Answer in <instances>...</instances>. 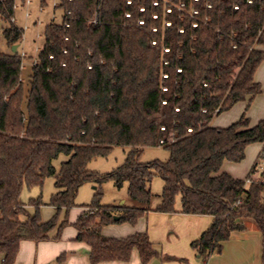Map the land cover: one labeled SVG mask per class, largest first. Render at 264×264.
<instances>
[{"label": "trees", "instance_id": "obj_1", "mask_svg": "<svg viewBox=\"0 0 264 264\" xmlns=\"http://www.w3.org/2000/svg\"><path fill=\"white\" fill-rule=\"evenodd\" d=\"M56 8L62 20L45 26L27 81L24 56L0 51L1 264H15L23 240H60L69 224L60 223L61 213L78 205L80 187L108 179L117 188L127 183L134 204H104L98 189L82 205L76 240L90 247L91 264L126 262L134 250L144 264L186 261L162 255L147 232L102 234L149 211L212 216L191 243L205 262L232 233L253 225L262 233L264 264V169L255 178V163L245 179L222 171L225 161L242 162L250 144H264V118L251 125L245 112L227 127L211 124L264 92L255 78L264 62V0H59ZM0 14L8 44L18 45L15 0H0ZM116 146L131 148L122 165L105 174L88 168ZM160 146L166 160H141L145 147ZM61 154L68 158L57 171ZM156 176L164 185L152 207ZM48 177L55 178L48 204L56 214L44 221L41 197L31 198V213L20 196Z\"/></svg>", "mask_w": 264, "mask_h": 264}, {"label": "crops", "instance_id": "obj_2", "mask_svg": "<svg viewBox=\"0 0 264 264\" xmlns=\"http://www.w3.org/2000/svg\"><path fill=\"white\" fill-rule=\"evenodd\" d=\"M255 78L264 90V62L258 68ZM246 101L239 102L235 105V111L237 110L238 112L236 114H230V118L227 122L236 120L245 104H247V116L250 118L251 125L257 124L264 118V92L255 96L251 101ZM216 126L221 127L218 125ZM262 152H264V144H250L246 149V157L242 162L235 163L225 161L222 166V171H226L234 177L244 179L246 178V173H249L255 165L256 157ZM263 168L259 169L260 174ZM247 185H249V182ZM126 200L127 199H124V204H134L131 199L129 203H126ZM177 208L179 209L180 207ZM83 211L84 208H81L80 214ZM145 216L149 217V219L150 217L154 218L151 219L147 226L144 225L143 227L138 225L131 230L126 229V235L130 236L134 232H147L150 239L158 244V247L160 244L163 253L168 256H174L175 258L186 259V261H183V264H263L262 233L253 225L247 230L232 233L231 238L223 243L222 252L214 253L208 261L205 262L196 255L191 243L209 227L213 219L212 216L191 215L180 212L168 214L155 211H149L144 217ZM77 233L78 231L75 232L74 236H76ZM115 236L117 237L118 235H114V237ZM82 249H84V252H82ZM85 250H90V247L83 242L69 243L64 240L34 242L31 240H23L20 244L15 264H59L57 258L65 252L69 253L66 264H91L88 252H85ZM158 260V264H161V259ZM175 262H178V260L167 259L165 264H177ZM99 264L144 263L141 261L139 252L134 250L129 261H109Z\"/></svg>", "mask_w": 264, "mask_h": 264}, {"label": "rangeland", "instance_id": "obj_3", "mask_svg": "<svg viewBox=\"0 0 264 264\" xmlns=\"http://www.w3.org/2000/svg\"><path fill=\"white\" fill-rule=\"evenodd\" d=\"M59 0H15V23L17 26L23 29V37L22 40L17 45V51L20 52L24 56L23 64H24V80L27 81L26 74L28 73L31 65L38 59L40 49L43 47L45 42V36H44V29L45 26L52 22H61L62 20V12L61 10L56 8V5L58 4ZM8 22H6L0 14V51L1 52H12L13 46H10L4 36V29L8 26ZM245 102V101H241ZM248 104V102L246 101ZM247 104L244 105V108L240 115L236 118V120L227 122L230 118V114H236L238 111H235L236 106L229 110L225 111L219 115H217L211 122V124L214 126L218 125L221 127H227L237 121L243 113L246 112L247 114ZM131 150L130 147H122V146H116L112 149L110 155L108 157H98L93 159L89 165L88 168L91 171L99 172L101 174L109 173L115 170L117 167L122 165L127 158V155L129 151ZM264 154V152H262ZM261 153V154H262ZM260 154V155H261ZM259 155V156H260ZM259 156L256 157V164H257V171L255 172L254 176L255 178H259L260 173L259 169ZM169 157V152L163 148V147H145L142 154H141V160L144 162L151 161L154 159H161L166 160ZM68 157L64 154H61L55 161L54 165L56 167V170L59 171L61 167V163L65 161ZM246 173V177L250 174ZM245 179V178H244ZM164 182L159 177L156 176L151 184L152 191L154 193V197L152 200V207H155L160 201H161V193L163 190ZM102 191V202L104 204H122L124 199L126 200V203H129V194H128V184L125 183L123 187L117 188L113 182V180L108 179L103 181V183L99 186L97 183L94 182H86L83 184L79 191L76 198L77 206L71 208L68 213L64 210L61 213L60 216V223L65 218H67L69 224L66 225L61 233L60 240H64L69 243H76L79 242L76 240L75 232H77V229L74 226V223L77 221L80 210L82 205L90 204L95 195L97 190ZM57 191V188L55 186V178L54 177H48L45 181L42 187L40 186H33L31 188L27 187L26 185L23 187L20 200L27 204L26 208L31 213L35 212V208L30 205L31 198H38L41 197V199L46 203L41 206L40 208V215L42 220L47 221L51 219L56 214V209L49 205L48 203L51 200L52 195ZM176 207H181V201L180 196L177 197L176 200ZM156 212V211H155ZM155 214V213H154ZM144 215L141 216L136 224H130L128 222H118V223H111L102 228V233L105 236L113 237V238H126L129 235H126L125 230L126 229H133L136 228L138 225L143 226L149 225L151 219L154 217H147ZM137 232H134L135 234ZM132 234V235H133ZM57 235V229H55L52 232V236ZM114 235H118L117 237ZM158 245V244H157ZM160 247V244H159ZM161 250V247L159 248ZM82 252H84V249H82ZM162 252V250H161ZM67 254V258L69 256L68 252H65ZM162 255H166L162 252ZM89 256V255H88ZM67 258L64 263L59 264H66ZM90 259V257H89ZM156 260V259H155ZM154 260L150 262V264H153ZM167 262V259L161 258V264H165ZM91 263V262H90ZM177 264H183V261L178 260V262H175ZM35 264V263H34Z\"/></svg>", "mask_w": 264, "mask_h": 264}, {"label": "built area", "instance_id": "obj_4", "mask_svg": "<svg viewBox=\"0 0 264 264\" xmlns=\"http://www.w3.org/2000/svg\"><path fill=\"white\" fill-rule=\"evenodd\" d=\"M258 162H259L260 168L262 169L263 166H264V154L263 153L259 156V161ZM3 260L4 259L0 260V264H1V261H3Z\"/></svg>", "mask_w": 264, "mask_h": 264}, {"label": "water", "instance_id": "obj_5", "mask_svg": "<svg viewBox=\"0 0 264 264\" xmlns=\"http://www.w3.org/2000/svg\"><path fill=\"white\" fill-rule=\"evenodd\" d=\"M16 47H17V45L13 46V50L14 51L17 50ZM115 219H118V216H115ZM85 252H89V250H85ZM158 263H159V260L158 259L154 260V262H153V264H158Z\"/></svg>", "mask_w": 264, "mask_h": 264}]
</instances>
